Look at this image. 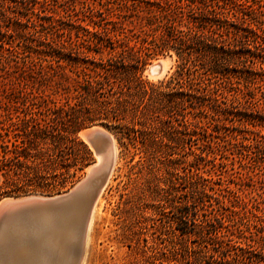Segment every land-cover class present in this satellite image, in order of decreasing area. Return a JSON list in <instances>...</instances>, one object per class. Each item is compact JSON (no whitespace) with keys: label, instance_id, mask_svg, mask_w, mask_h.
<instances>
[{"label":"rangeland","instance_id":"374dc122","mask_svg":"<svg viewBox=\"0 0 264 264\" xmlns=\"http://www.w3.org/2000/svg\"><path fill=\"white\" fill-rule=\"evenodd\" d=\"M107 1L119 0H0V200L69 191L99 161L80 132L103 126L115 140V163L97 199L82 264H264V145L256 141L264 134V0H237L230 10L238 15L229 13L228 22L239 34L238 57L219 106L205 100L193 108L197 101L188 100L185 87L169 89L182 59L172 48H156L138 74L174 94L152 103L147 96L132 100L123 123L138 129L134 138L119 142L120 132L104 119L87 121L95 115L81 109L72 118L74 136L52 131L33 138V119L46 108L41 88L58 105L65 98L49 85L23 80L30 74L22 64L39 67L43 56L35 51H49L52 40L84 37L91 6L115 19L101 5ZM161 59L168 62L164 72L150 77L148 66ZM71 69L64 72L75 76ZM123 83L117 80L114 89L125 91ZM33 142L37 148L29 149ZM3 147L9 149L5 161Z\"/></svg>","mask_w":264,"mask_h":264},{"label":"trees","instance_id":"16d2710c","mask_svg":"<svg viewBox=\"0 0 264 264\" xmlns=\"http://www.w3.org/2000/svg\"><path fill=\"white\" fill-rule=\"evenodd\" d=\"M109 2L101 5L108 15L116 14L112 17L116 20L108 19L101 10H95V14L91 6L90 14L86 16L89 21L81 26L84 37L77 34L75 39L69 35L68 39L52 40L48 43L49 51H35L43 56L39 67L31 68L33 61H30L31 65L22 64L23 72L30 74L23 75V80L32 79V83L49 85L52 94L60 93L65 98L64 103L58 105L51 94L41 88L39 96L46 108L40 112L43 117L33 119L30 127L33 138H47L52 131L74 136L78 127L75 129L72 121L77 119L74 112L80 109L95 115L87 121L92 122L95 117L104 119L103 125L120 132L119 142L123 138H134L138 129L129 122L123 123L132 100L137 98L142 102L147 96L152 103L162 96L172 98L174 94L172 91L164 93L138 74L144 56L156 48H172L181 57L176 76L167 87H185L188 100L197 101L193 108L203 107L205 100L211 107L219 106V98L230 92L227 86L235 70L231 71L230 66L238 57L233 46L239 34L230 29L228 22L229 13L235 18L238 16L230 12L237 0H119L113 3L114 6ZM116 9L120 12L113 13ZM66 67H71L75 76L66 74ZM32 70L35 75H31ZM117 80L124 81L125 91L114 89ZM170 83L174 86L171 87ZM88 99L90 103L85 102ZM169 102L177 104L174 99ZM19 119L26 123L25 117ZM190 124L195 131L199 122L195 120ZM0 129L3 128L0 126ZM22 133H27V126ZM15 134L21 135L19 132ZM256 141L264 145V134ZM7 148L3 147L4 161L9 151ZM28 148H37V144L33 142ZM29 154L26 150L22 156L26 158Z\"/></svg>","mask_w":264,"mask_h":264},{"label":"water","instance_id":"95a60500","mask_svg":"<svg viewBox=\"0 0 264 264\" xmlns=\"http://www.w3.org/2000/svg\"><path fill=\"white\" fill-rule=\"evenodd\" d=\"M148 73L159 75L161 64L151 63ZM87 143L97 155L100 162L90 165L86 176L76 183L69 191L51 196L27 195L22 197H5L0 200V223L7 215L25 214L26 216H40L43 211L56 215L64 211L70 215L77 228L78 260H82L86 249V237L90 223L92 209L108 181L115 163L114 138L103 126L92 125L85 129ZM33 208V209H32ZM31 211L27 212L28 210Z\"/></svg>","mask_w":264,"mask_h":264},{"label":"bare ground","instance_id":"6f19581e","mask_svg":"<svg viewBox=\"0 0 264 264\" xmlns=\"http://www.w3.org/2000/svg\"><path fill=\"white\" fill-rule=\"evenodd\" d=\"M154 63L161 64L162 71L159 74L161 75L168 62L166 59H161ZM149 75L153 78L158 76H154L152 73ZM84 132L85 130L81 131L80 135L87 141ZM114 154L116 156L115 140ZM97 157L99 158V161L96 162L98 164L101 156L97 155ZM89 169L90 166L87 168V172ZM95 206L92 209L88 232ZM75 225L74 221L70 219V215L64 211L58 212L56 215H50L43 211L40 216L34 217L16 213L7 215L0 223V264H77L78 238ZM82 263L83 258L79 264Z\"/></svg>","mask_w":264,"mask_h":264}]
</instances>
